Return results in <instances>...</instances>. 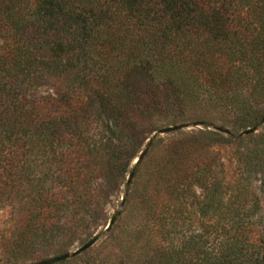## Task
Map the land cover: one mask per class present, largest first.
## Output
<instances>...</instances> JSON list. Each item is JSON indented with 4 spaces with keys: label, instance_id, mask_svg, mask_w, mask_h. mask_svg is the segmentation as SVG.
<instances>
[{
    "label": "trees",
    "instance_id": "16d2710c",
    "mask_svg": "<svg viewBox=\"0 0 264 264\" xmlns=\"http://www.w3.org/2000/svg\"><path fill=\"white\" fill-rule=\"evenodd\" d=\"M193 82L242 104L247 127L264 117V0H0V224L17 235L0 232V263L80 241L99 193L137 174L150 103ZM250 167L264 192V152L242 174ZM212 172L196 181L208 192L205 219L220 205ZM246 189L211 232H191L148 264H264V223ZM170 217L176 224V208ZM36 240L43 249L21 254Z\"/></svg>",
    "mask_w": 264,
    "mask_h": 264
},
{
    "label": "rangeland",
    "instance_id": "374dc122",
    "mask_svg": "<svg viewBox=\"0 0 264 264\" xmlns=\"http://www.w3.org/2000/svg\"><path fill=\"white\" fill-rule=\"evenodd\" d=\"M179 88L181 95L169 97L163 93L158 99L160 104L150 103L153 113H149L147 119L155 125L139 137L142 150L133 161L138 164L137 174L128 183L130 171L127 180L112 191L114 193L98 192L95 201L99 210L97 222L92 223L87 231H80L83 232L81 240L74 241L68 251L69 258L54 264H148L155 255L168 256L167 252L182 248L184 239L191 232H211L212 226L222 222L220 213L227 211L232 193L237 194L242 184L247 186L248 205L252 200L258 201L260 224L264 223V192L257 171L259 167L256 170L250 167L251 173L242 174L251 155L259 153L260 156L264 152V117L255 126L247 127L242 104L212 100L195 82L193 85L183 83ZM179 88L175 94H179ZM240 89L228 94L234 95ZM169 127L173 129L166 132ZM251 128L254 131L246 134L245 131ZM221 137L232 140L224 143ZM200 169H212L215 173L208 178L210 186L221 182L214 191L220 203L218 212L210 210L206 219L202 210L208 201V192L196 182ZM174 208L175 226L170 221V211ZM115 213L114 223L107 228ZM12 229L11 225L0 224V232H8L10 239L16 240L17 235ZM96 235L98 239L93 245L72 255ZM39 244L38 240L24 244L28 249L24 251L23 248L21 254L43 249L44 246ZM11 255L18 258L17 249ZM38 255L20 258L14 264L41 263L60 254L50 251L44 259Z\"/></svg>",
    "mask_w": 264,
    "mask_h": 264
},
{
    "label": "water",
    "instance_id": "95a60500",
    "mask_svg": "<svg viewBox=\"0 0 264 264\" xmlns=\"http://www.w3.org/2000/svg\"><path fill=\"white\" fill-rule=\"evenodd\" d=\"M171 129H173V128L169 127L165 131L167 132V131H170ZM253 131H254V129L251 128V129L246 130L245 133L247 134V133H251ZM143 154H144V152L141 154L140 157H142ZM130 177H131V175H130ZM115 216H116V213L113 214L110 222L107 225V228H110L112 226V224L114 223ZM97 239H98V235L92 237L85 244H83L79 249H77L74 252H72V255H76V254L80 253L81 251L89 248L91 245H93L96 242ZM69 256H70V253L67 252V253H64V254H60V255L54 256V257H52V258H50L48 260H44L41 263H35V264H54V263H57V262H60L62 260H65V259L69 258Z\"/></svg>",
    "mask_w": 264,
    "mask_h": 264
}]
</instances>
